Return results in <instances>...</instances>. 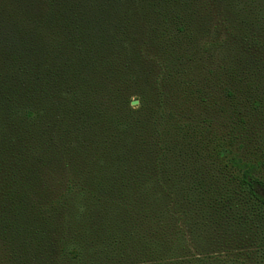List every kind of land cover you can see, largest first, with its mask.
I'll use <instances>...</instances> for the list:
<instances>
[{
    "label": "trees",
    "instance_id": "1",
    "mask_svg": "<svg viewBox=\"0 0 264 264\" xmlns=\"http://www.w3.org/2000/svg\"><path fill=\"white\" fill-rule=\"evenodd\" d=\"M263 147L264 0H0V264H264Z\"/></svg>",
    "mask_w": 264,
    "mask_h": 264
},
{
    "label": "rangeland",
    "instance_id": "2",
    "mask_svg": "<svg viewBox=\"0 0 264 264\" xmlns=\"http://www.w3.org/2000/svg\"><path fill=\"white\" fill-rule=\"evenodd\" d=\"M212 59V60H211ZM210 59V61H212V63L214 64V65H221V64H224V65H227L228 63H229V60L227 59V58H225L222 54H219V55H217V54H215L214 56H213V58H211ZM134 101H138V100H134ZM134 101H132V103L134 102ZM139 102V104H140V101H138ZM132 103H131V105H132ZM138 104V105H139ZM133 106V105H132ZM137 106V105H136ZM222 106V105H221ZM186 107H189V105H186ZM263 151H264V147H263Z\"/></svg>",
    "mask_w": 264,
    "mask_h": 264
},
{
    "label": "water",
    "instance_id": "3",
    "mask_svg": "<svg viewBox=\"0 0 264 264\" xmlns=\"http://www.w3.org/2000/svg\"><path fill=\"white\" fill-rule=\"evenodd\" d=\"M138 104H139L138 101H134V102L132 103L133 106H136V105H138Z\"/></svg>",
    "mask_w": 264,
    "mask_h": 264
}]
</instances>
